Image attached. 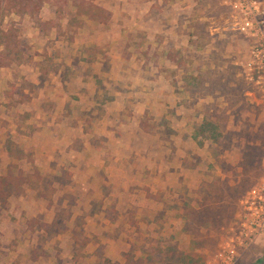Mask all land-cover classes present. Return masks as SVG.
<instances>
[{"label": "rangeland", "instance_id": "obj_1", "mask_svg": "<svg viewBox=\"0 0 264 264\" xmlns=\"http://www.w3.org/2000/svg\"><path fill=\"white\" fill-rule=\"evenodd\" d=\"M65 1L46 3L37 17L22 19L32 62L0 67V175L9 163L25 175L0 199V264H264V231L253 242L241 235L242 200L264 179V69L252 54L258 38L240 31V19L225 0H91L106 4L112 19L103 25L83 17L80 27L57 18L56 5ZM51 18L62 27L40 26ZM19 19L8 13L4 24ZM111 44L127 63L115 76L134 84L135 99L128 104L136 110V141L153 147L148 156L163 153L169 174L178 170L169 175L168 188H159L168 190L167 198L155 203L161 214L149 221L136 218L128 208L131 199L123 200L122 215L131 226H118L123 236L115 243L93 228L101 215L89 223L83 216L72 228L59 220L71 213L56 190L74 170L72 156L46 138L51 118L31 109L39 101L48 107L43 97L58 68L67 78L75 72L70 64L84 61L85 68L72 77L93 73L89 56L77 51L86 47L94 53ZM56 51H67L69 59L55 62ZM35 80L45 82L44 93ZM104 104L90 121L102 119ZM205 119L214 122L216 142L204 138L209 132L197 131ZM38 132L42 136H34ZM99 133L98 141L104 139ZM82 136L81 130L74 133L76 159L86 141ZM55 149L56 157L50 155ZM206 198L212 205L202 211ZM108 215L117 217L116 210ZM228 243L236 254L224 261L219 254Z\"/></svg>", "mask_w": 264, "mask_h": 264}, {"label": "crops", "instance_id": "obj_2", "mask_svg": "<svg viewBox=\"0 0 264 264\" xmlns=\"http://www.w3.org/2000/svg\"><path fill=\"white\" fill-rule=\"evenodd\" d=\"M106 33V36L110 37L108 29ZM92 40H96V36ZM62 52L54 53L55 62H66L74 50L69 55L67 51ZM76 54L89 56L86 59L87 66L93 73L81 74L78 78L72 77L81 73L79 68H85L84 61L70 64V70L75 72L70 73L67 78L58 68L48 82L50 90L43 97L49 102L48 107L45 108L38 100L39 102H35L31 109H38L37 112H40L43 118H51L48 123L52 126L51 136L46 138L56 140L59 147L61 144L64 150L69 149L68 154L72 156L70 160L74 170L65 176L68 178H65V182H61L56 190L57 197L61 201L60 205L70 207L71 213L67 219L59 220L71 225L72 228L77 219L82 220L83 216L89 223L90 219L96 220V215H101V223L96 220L98 225L94 223L93 228L97 233L103 232V237L108 242H120L123 235L119 233L118 226H131L129 218L125 220L122 215L123 200L131 199L128 208L136 218L144 216L145 222L149 221V218L161 214L158 211L161 207H156L155 203L163 204V200L167 198L168 190H159V188L167 187L169 175L176 174L178 170L176 168L175 172L169 174V162L161 156L163 153L159 157H152L150 154L148 156L146 153H151L153 147L148 144L141 145L136 141L137 122L135 123L134 119L136 110L135 106L128 104L135 99L134 84L115 76L117 71L127 64L122 53L111 44L98 48L94 53H89L84 47ZM35 81L44 93L45 82ZM41 96L42 94L40 98ZM103 101H105V111L102 119L99 122L90 121L89 116L96 112ZM127 107L128 110L134 111L132 118L129 117L131 112L127 111ZM86 110L89 111L88 115L85 113ZM32 116L33 113L30 114V117ZM74 119H77V122ZM76 130H81L85 135L82 138L86 139L83 145H80L82 154L80 153L78 159H76L78 146L74 140ZM96 132H100L104 139L96 140ZM22 135L29 138L25 133ZM34 136H42V134L38 132ZM163 147L161 152L166 153ZM57 152V149L52 150L50 155L56 157ZM58 179L61 181V177ZM144 184L154 187L159 193H147ZM111 208L116 210L117 217L108 215ZM0 230L3 231V228L0 227ZM112 231L114 234L111 233Z\"/></svg>", "mask_w": 264, "mask_h": 264}, {"label": "trees", "instance_id": "obj_3", "mask_svg": "<svg viewBox=\"0 0 264 264\" xmlns=\"http://www.w3.org/2000/svg\"><path fill=\"white\" fill-rule=\"evenodd\" d=\"M71 1L70 6L72 8L68 10L66 9L69 7L68 0L65 1L64 5H56L57 18L67 17V27L71 25L80 27L83 24V17L103 25L109 23L112 19V11L99 3L91 0ZM54 2L55 0H0V67L20 66L32 62L33 53L29 41L21 35V21L25 16L37 17L46 3L53 4ZM8 13L15 14L20 19L11 20L8 25H5L4 22ZM56 20V18H51L47 21H40L39 24L41 27L47 25L50 28H61L62 24ZM213 128H215L214 122L205 119L198 126L197 131L200 135L209 132L204 138L216 142L218 137H215L212 133ZM197 142L199 145L204 144V140L199 137ZM23 173L21 169L17 173L14 172L13 165L8 164L6 172L0 175V199L6 192V188L20 185L23 182L25 176ZM207 199L203 201V206L199 207L200 210L211 208L212 203Z\"/></svg>", "mask_w": 264, "mask_h": 264}, {"label": "built area", "instance_id": "obj_4", "mask_svg": "<svg viewBox=\"0 0 264 264\" xmlns=\"http://www.w3.org/2000/svg\"><path fill=\"white\" fill-rule=\"evenodd\" d=\"M225 3L238 15L240 31L258 38L252 54L261 59L260 64L264 69V32L260 18L263 13L262 3L259 0H225ZM242 204L241 235L245 236L243 239L247 238L253 242L264 231V179L248 191ZM242 243L240 241V244ZM228 246L227 250L221 251L219 254L224 261L232 260L236 254L235 245L230 247L228 243Z\"/></svg>", "mask_w": 264, "mask_h": 264}]
</instances>
